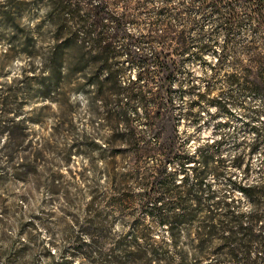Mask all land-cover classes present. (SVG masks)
Wrapping results in <instances>:
<instances>
[{"label": "trees", "instance_id": "16d2710c", "mask_svg": "<svg viewBox=\"0 0 264 264\" xmlns=\"http://www.w3.org/2000/svg\"><path fill=\"white\" fill-rule=\"evenodd\" d=\"M152 1L51 0L35 27H21L13 17L15 36H21L22 50L37 70V96L66 110L71 94L82 93L96 106L92 122L111 131L107 138L92 136L90 148L98 153L95 160L104 161L113 190H105L100 177L92 178L85 217L71 220L69 242L58 253L48 250V264H264V160L255 178L245 153L233 160L245 171L243 180L228 177L249 205L241 211L233 201L216 199L207 180L208 174L221 173L222 141L192 149L191 136H182L171 123L178 89L197 99L210 96L218 111L230 112L227 103L211 95L210 82L197 93L194 83L175 85L190 55L202 62L208 53L216 56L212 71L223 69L227 83L264 95V0L243 5L242 0H159L154 10ZM141 12L154 15L143 19L136 14ZM208 15L215 17L222 40L203 38L200 19ZM247 25L252 37L245 43ZM13 111L2 97L0 137L5 134L8 142L0 149V163H5L0 175L11 169L26 180L35 172L31 158L36 161L40 149H28L29 119L17 120L10 116ZM254 130L249 155L264 142V122ZM113 143L123 147L113 152ZM118 156L127 157L120 164L129 169L111 177L107 160ZM138 214L162 228L161 246L139 243L140 235L153 237L138 226L131 236L118 232L116 223Z\"/></svg>", "mask_w": 264, "mask_h": 264}, {"label": "rangeland", "instance_id": "374dc122", "mask_svg": "<svg viewBox=\"0 0 264 264\" xmlns=\"http://www.w3.org/2000/svg\"><path fill=\"white\" fill-rule=\"evenodd\" d=\"M50 1L0 0V100L5 97L9 108L14 110L10 116L15 114L17 120L22 117L29 119L26 123L30 135L26 144H29V150L33 147L40 149L37 160L31 158V169L35 172L26 175V180L14 177L11 169L3 170V175H0V264H48V250L58 253V249L64 248L69 242L71 220L85 217L84 210L90 199L87 185L92 183V178L100 177L104 189L108 192L113 190L107 183L104 161L95 160L98 153L92 152L90 148L92 136L99 138L98 133L105 138L111 136L108 127L101 129L100 122H92L97 117L96 106L90 105L82 93L71 94L66 110L60 108L56 101L43 100L37 96V70H34L31 58L22 50L21 36H15L18 28L13 26V17L22 23L21 27L26 23L35 27L48 11ZM161 4L159 0L149 3L152 10ZM243 4L245 1H240V5ZM136 14L143 19L154 15L153 12ZM215 23L213 16L201 17L200 25L205 40L212 37L217 41L222 40V34L216 33ZM251 34V28L247 25L242 34L245 43L250 40ZM217 47L218 50L220 46ZM206 56L207 61L202 62L190 55L175 85L189 88L194 83L197 93L204 92L210 82L214 87L211 95L227 103L230 112L218 111L210 96L197 99L196 94L182 95L178 89L173 96L171 123L179 126L182 136H191L192 149L205 141H222L219 153L225 162L221 165V173H210L207 180L216 191V199L233 201L241 211H247L249 205L241 193L233 188L228 177L245 179L244 167H235L233 164V160L242 153L249 159L252 177L260 175L264 142L250 155L248 148L256 138L254 128H261L264 122V95L247 92L227 83L223 69L214 72L210 67V63L216 64L217 57L210 53ZM242 62L247 66L250 60L242 56ZM227 69L229 71L230 67ZM130 72L127 71L128 74ZM6 142L8 138L3 134L0 137V149ZM122 147L114 144L113 152H118ZM126 158L118 156L115 160H107L110 161L109 176H118L121 171L129 169L125 164H120ZM178 180L180 183V177ZM53 189L59 191L56 193ZM135 217L126 216L123 223H116L118 232L131 236L138 226L150 231L153 237L144 239L140 235L139 243L161 246L162 228L141 214Z\"/></svg>", "mask_w": 264, "mask_h": 264}]
</instances>
